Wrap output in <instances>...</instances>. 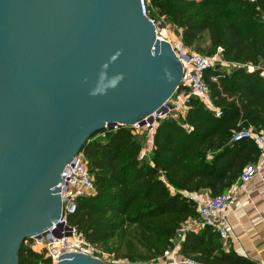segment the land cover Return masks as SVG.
<instances>
[{
    "label": "water",
    "instance_id": "95a60500",
    "mask_svg": "<svg viewBox=\"0 0 264 264\" xmlns=\"http://www.w3.org/2000/svg\"><path fill=\"white\" fill-rule=\"evenodd\" d=\"M156 30L140 0H0V264L58 224L87 139L166 112L182 68Z\"/></svg>",
    "mask_w": 264,
    "mask_h": 264
},
{
    "label": "trees",
    "instance_id": "16d2710c",
    "mask_svg": "<svg viewBox=\"0 0 264 264\" xmlns=\"http://www.w3.org/2000/svg\"><path fill=\"white\" fill-rule=\"evenodd\" d=\"M145 1L151 19L163 18L181 31L186 49L208 56L222 48L230 66L204 72L220 116L192 99L181 123H159L149 161L138 160L141 140L124 126L94 134L81 148L95 193L78 200L67 223L96 247L123 231L128 239L116 249L117 257L132 263L162 257L177 230L197 219L196 204L185 194L208 189L217 196L236 182L249 163L240 153L246 148L257 153V148L250 139L232 142L233 132L253 128L264 133V0ZM129 227L137 229L136 237L130 236ZM178 259L253 264L225 252L209 227L185 233ZM18 264L50 262L23 243Z\"/></svg>",
    "mask_w": 264,
    "mask_h": 264
},
{
    "label": "built area",
    "instance_id": "2783aa9c",
    "mask_svg": "<svg viewBox=\"0 0 264 264\" xmlns=\"http://www.w3.org/2000/svg\"><path fill=\"white\" fill-rule=\"evenodd\" d=\"M140 6L142 14L151 19L148 3L145 0H140ZM151 22L157 29V38L171 45L172 51L182 68L179 86L172 97L163 105V109L166 112L164 114L160 112L152 113L144 119L142 126L136 123L129 127L133 135L138 137L149 136L152 140L159 123L167 119L175 121L182 119L192 99L197 100L205 108L213 111L216 117H219L220 112L215 108L208 87L204 82V72L208 69H216L217 66L218 69L221 67L227 68L230 64L223 60L222 48H217L214 54L208 56L192 52L186 49L181 41H171L159 35L157 25L152 19ZM119 126L116 125L111 130H116ZM244 139L253 141L258 150L259 159L261 163H264V133L255 132L251 128L232 133V142H239ZM145 156V150L142 149L138 160H144ZM258 171L259 166L254 164L245 165L239 174L237 182L217 196L206 193L204 197L199 198L192 194H185V197L196 204L198 217L197 219L188 220L177 230L176 235L170 240L172 247L164 255H169V251L173 252L178 245L177 250L181 248L186 232L197 233L202 227H209L215 232L220 239L223 250L228 252L232 242V228L227 221V214L236 201L241 188L250 182L258 174ZM59 187L62 217L58 224L49 228L44 235L25 241L24 244L32 251L42 253L50 264H57L60 261H57L58 258L64 254H81L106 264H115L114 262L107 263L101 257L97 247L89 244L76 228L69 226L67 223L68 217L76 212L78 200L95 193L94 179L81 155L77 156L76 162L68 165L63 173L62 181L58 185ZM167 260L170 261L167 264H194L187 259L179 260L178 257L176 260H171V258L167 257Z\"/></svg>",
    "mask_w": 264,
    "mask_h": 264
},
{
    "label": "crops",
    "instance_id": "0c3cea01",
    "mask_svg": "<svg viewBox=\"0 0 264 264\" xmlns=\"http://www.w3.org/2000/svg\"><path fill=\"white\" fill-rule=\"evenodd\" d=\"M175 33L172 41H181V31L175 29ZM185 115L186 113L181 122ZM251 129L255 132H262ZM139 139L142 144L141 150H145V160L149 161L153 138L151 140L149 136H145ZM256 152L248 151L246 148L240 153L243 160L249 162L248 164L259 166V171L250 182L241 188L227 214V221L232 228V242L229 250L253 264H264V163H261L259 159L258 150ZM206 193L210 194V191L204 189L192 195L201 198Z\"/></svg>",
    "mask_w": 264,
    "mask_h": 264
},
{
    "label": "rangeland",
    "instance_id": "374dc122",
    "mask_svg": "<svg viewBox=\"0 0 264 264\" xmlns=\"http://www.w3.org/2000/svg\"><path fill=\"white\" fill-rule=\"evenodd\" d=\"M154 21V23L159 26L161 24H164L165 27L162 28V29H158V33L159 35L167 38L168 40H173V35H175V28L171 27L170 25L168 24H165L163 18H158L156 17L155 19H152ZM202 45L203 46H206V42H207V37L206 35H203L202 36ZM182 43V42H181ZM204 43V44H203ZM190 51L192 52H195V53H198L196 52L194 49H189ZM200 54V53H199ZM178 122L181 123V119H178ZM128 232L130 233V236L132 237H136L138 235V231L135 227H129L128 228ZM123 231H120L118 233H116L113 238L108 241L107 243L97 247V249L99 250L100 254H101V257L107 262V263H115V264H167L169 263L170 261L167 260V257L168 258H171L172 259H175L177 257L180 256V250L181 248H179L177 250V246L175 248V250L172 251H169V255L165 256L163 255L162 257H158V258H155L149 262H128L127 260L125 259H120L117 257V250L119 249H122L123 248V243L128 239L126 238L124 235H122ZM133 244L135 245V243L133 242ZM137 245V244H136ZM126 246V245H124ZM117 249V250H116ZM138 251H142L141 248L138 247Z\"/></svg>",
    "mask_w": 264,
    "mask_h": 264
}]
</instances>
